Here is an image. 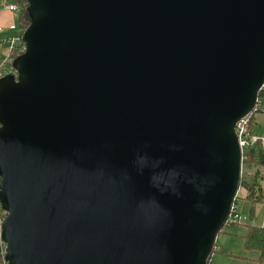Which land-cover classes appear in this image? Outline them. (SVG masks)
<instances>
[{"label": "water", "instance_id": "95a60500", "mask_svg": "<svg viewBox=\"0 0 264 264\" xmlns=\"http://www.w3.org/2000/svg\"><path fill=\"white\" fill-rule=\"evenodd\" d=\"M0 81L9 264H208L264 87V0H28Z\"/></svg>", "mask_w": 264, "mask_h": 264}, {"label": "trees", "instance_id": "16d2710c", "mask_svg": "<svg viewBox=\"0 0 264 264\" xmlns=\"http://www.w3.org/2000/svg\"><path fill=\"white\" fill-rule=\"evenodd\" d=\"M16 5L20 8L19 27L22 31L26 30L32 21L29 13L28 0H16ZM15 57H19L17 54ZM258 112L264 113V87L259 91L258 103L250 120V129L256 126L255 115ZM240 190L245 192V200L252 206L258 204L264 205V146L262 143L249 145L244 149L242 161V175L240 180ZM251 211V217L253 216ZM231 226L225 227H232ZM247 234L245 235V247L247 250H256L259 252L258 264H264V227L248 224ZM216 246L213 250L215 252ZM5 256L0 247V264L3 263ZM209 264H213L212 255Z\"/></svg>", "mask_w": 264, "mask_h": 264}, {"label": "rangeland", "instance_id": "374dc122", "mask_svg": "<svg viewBox=\"0 0 264 264\" xmlns=\"http://www.w3.org/2000/svg\"><path fill=\"white\" fill-rule=\"evenodd\" d=\"M238 213L241 222L232 227H224L216 240V249L212 254L213 264H258L259 252L247 250L245 247V235L247 225L254 224L264 227V205L252 204L245 200V192L239 191ZM251 211L253 216L251 217Z\"/></svg>", "mask_w": 264, "mask_h": 264}, {"label": "built area", "instance_id": "2783aa9c", "mask_svg": "<svg viewBox=\"0 0 264 264\" xmlns=\"http://www.w3.org/2000/svg\"><path fill=\"white\" fill-rule=\"evenodd\" d=\"M8 9L15 12H20V8L16 4L8 5ZM11 28L15 29L14 27ZM4 31H5L4 28H0V33ZM24 32L21 35H18L8 41L9 54L3 58H0V81L4 79L6 76H11V75L14 76L16 79H18V72L14 67V62L15 59L17 58L15 57L16 54L18 56H21L26 52V42L24 41L23 38ZM253 112L243 117L236 124L235 130L238 136L239 145L242 150V154L244 152V149L249 145H254L260 142L264 146V137H260L256 135L254 131L250 129V120ZM0 183H1V178H0ZM238 206H239V197L237 195L234 200V204L232 206L230 216L226 222V226H231L233 224H237L241 222L242 217L238 213ZM7 217H8V212L2 208L0 202V247L2 248L5 257L7 253V245L3 240L2 231H3V224ZM2 264H9V263L6 261V259H4Z\"/></svg>", "mask_w": 264, "mask_h": 264}, {"label": "crops", "instance_id": "0c3cea01", "mask_svg": "<svg viewBox=\"0 0 264 264\" xmlns=\"http://www.w3.org/2000/svg\"><path fill=\"white\" fill-rule=\"evenodd\" d=\"M15 1L16 0H0V28L5 29L4 32L0 33V58L9 54L8 41L21 35L25 31H22L19 27L20 12L8 9V5L15 4ZM11 27H14L15 29H12ZM255 120L256 126L253 129L254 133L260 137H264V113L258 112L255 115Z\"/></svg>", "mask_w": 264, "mask_h": 264}]
</instances>
